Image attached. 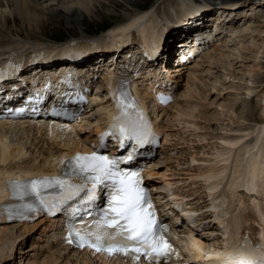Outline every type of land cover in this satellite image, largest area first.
Listing matches in <instances>:
<instances>
[{"label":"bare ground","instance_id":"obj_1","mask_svg":"<svg viewBox=\"0 0 264 264\" xmlns=\"http://www.w3.org/2000/svg\"><path fill=\"white\" fill-rule=\"evenodd\" d=\"M146 1L147 0H0V63L12 61L14 58H11L9 54H26L40 50L42 47H51L53 41H51L50 37L56 29L64 28L70 31H74L73 29L76 28L80 29L82 36L79 38H72H76V40L81 42L91 35V30H89L90 22L97 23V20L105 21V18L107 17H109L107 24L110 26V32L107 34L109 36L118 32L130 33L137 29L140 22L144 20L149 22L146 24L145 30L150 32L158 14H156L155 11L144 9V3ZM189 1L190 0H173L170 2L168 1V3H171V8H174L180 4L190 3ZM202 1L208 2V0ZM213 5L215 11H219L220 14L215 18L216 24L213 25L215 27L214 31L221 32L219 34L220 42L213 46L212 49L205 52L204 57L198 59L195 64L187 67L185 90H181V85H179L177 98H183V100L184 98H193V95L198 93V90L194 87L192 81L197 78L196 73L199 69L206 66L209 68L207 69L209 73L212 66L224 62V59L228 61L229 69H234L235 64L233 61L235 62V60H239L243 63L247 71L240 69V74L235 73V70H228L227 66L222 63L223 69L226 73L224 76L225 81L229 80V82H233L230 83L229 86L224 82L222 85L223 89L225 91H237L239 90V85L245 82L248 85L246 87V94L251 98L256 94V87L254 86L256 81L253 79L257 74L261 73L263 67L260 65L262 63L245 66V62L252 58L251 54L253 53L256 54L254 56L255 61L264 57V12L259 9H264V2L259 4L254 0H221V3L216 2L213 3ZM249 6H251V10H253L252 14L255 15V17H257L256 14L260 12H263L262 15L255 18V20H246L242 26L237 25L238 22L235 18L228 19L229 16L230 18L234 16L235 11H238L236 14L237 18L239 11L245 12V9ZM196 10H201V6L196 8ZM197 19L201 20L200 17ZM256 19H260V21H257ZM191 24L192 22L189 23V25ZM191 26L194 27L193 25ZM208 28H212V26L210 24H204L202 28L199 27V30L202 31V34H208L211 31ZM207 29L209 31H207ZM225 30H229L230 33L222 36ZM186 32L187 30L184 29L183 33L186 34ZM202 34L200 33V35ZM200 37L203 38L204 36ZM209 37L212 38L210 35ZM200 40L201 39H197V42H202ZM173 41L174 42L172 43L170 41L168 42V50H166L169 54H166V61L169 58L170 60H173L174 51L179 49L180 46L191 44L190 48H193L194 44H197L194 42L191 43V37H188L187 35H184V37L176 35ZM170 46H172V48H170ZM130 54L132 58L129 60L134 62L133 59L137 57V54L134 52H131ZM228 54H231L233 60L228 57ZM112 56V54L104 56L101 60L92 62L89 66L86 65L83 70V72L86 71L83 75L84 79H90L89 77L91 75H98L94 73V71H103V73L98 75V79H102L96 81L94 85V89L100 92L96 93L93 98V100H98V103L96 105H88L86 108L87 111H89V114L94 112L101 113L104 111L106 119L110 118L112 107L111 101L108 99L109 89L110 87L111 89H114V85L106 80V73L110 71V68L113 69L115 65ZM108 59H110L109 62H107ZM63 66L65 65H60V67ZM153 66H155V64ZM171 66L169 68H172ZM51 68L54 67H44L42 65L35 66L32 70H23L24 73L22 76L28 78L29 73L33 71L40 77H36L32 82H41V77L44 76L42 72L48 70L51 71ZM81 68L83 69L84 67L82 66ZM184 68L185 67L177 66L174 71H172L174 73L181 72L176 75L180 78L179 80L185 77L186 73ZM161 76L162 72L157 74L150 73L148 80L153 77L159 79ZM198 78L196 79V82L200 83L201 80ZM133 82L134 80L129 77L127 80V93L129 96H131L129 87ZM16 85L20 86L21 83H16ZM155 86L156 84H154V86L151 85L149 89L142 88L139 91L143 93L144 97H147L151 101V98L156 99V95L153 92V87ZM3 87H5V85ZM214 89L218 90L216 86H214ZM260 92L261 94H256V96L259 97L257 103L260 107L259 123L255 124L252 130H239L241 134L234 137L223 136L224 138L221 139L222 142L218 144L219 146L213 149L214 152L212 151L213 154L209 163L198 169L196 173H187L189 175V180H197L201 182V185H199L201 186V189H205L206 185L209 184V182H207L209 181V177L216 178L218 181L212 187H216L215 190H218L217 185L221 184L220 180H222L226 172H230L229 181L223 184L225 186L223 190L224 194L229 195L230 197L227 206V213H229L230 217L225 220L217 215V221L223 226L226 222L232 224V226L235 227L234 229L231 228L230 231L229 229H226V234L230 233L232 236L238 233L239 229L246 225L247 222H251L249 231L255 235L258 230L252 225V222L261 221L264 225V88H262V91L260 90ZM178 100L180 101V99ZM178 100H175L174 103L163 111L162 115L165 116V123L176 119L174 117H177L178 119L182 118V121L183 118L192 119V117H195V108L183 109L181 105H177ZM153 106H157V103L154 102ZM228 110L231 116L236 114L234 105L229 107ZM171 111H174L172 117H170ZM243 120L246 119L244 118ZM165 130L166 128L164 127V131ZM14 136H16L15 138L17 139H14ZM250 136L252 138H250ZM79 137H69L61 133L59 130L52 128L47 129L46 127L35 125L0 126V186H3L6 181L11 179H19L21 177L18 175L19 169H34L35 173L27 174L26 176L28 177L40 175L39 170H41V167H43L42 169L50 167L53 159H57L61 156L66 157L81 151L82 145L87 142L91 143V140L96 138V134L85 133ZM169 137L170 136L167 134L165 142H168ZM192 162L195 163V160H192ZM230 162H232L231 169L227 166ZM149 173L151 177H157V175H159L153 168L150 169ZM167 174H169V172L163 173L162 177H169ZM241 177L243 178L241 179ZM167 184L169 183L167 182ZM170 185L173 186V184ZM241 187L255 193L256 199H251V196L244 193H238V189ZM186 198L187 196L182 197L184 200H186ZM207 198L208 194L206 193L204 199L206 200ZM207 201L208 199L206 202ZM238 204L244 205V208H237ZM9 217L10 214L5 212L4 207H1L0 220L7 221V218ZM33 217L34 216H30L24 220H18V218H16V224L10 226L3 225L0 227V264L14 261L16 254H20L18 251H22V247L29 240V237L33 236V233L38 227L45 226L44 232L48 228L50 229L53 227L52 223L47 226L44 219L39 220L38 223L31 224ZM203 218L207 219L206 217ZM262 228L264 229V226H262ZM195 234H197L196 231ZM197 237L202 241H206L203 236L199 235ZM49 243L50 240H48V243L46 244V252H43L42 246H40L41 249L39 248L38 243H32L29 251L31 253L33 251L35 252H33L31 257H21L19 264H26L27 262V264H136L135 259L130 256L107 257L95 255L94 253L87 251L71 252L67 247L61 246V243L52 246ZM37 246L38 250L36 249Z\"/></svg>","mask_w":264,"mask_h":264},{"label":"snow or ice","instance_id":"obj_2","mask_svg":"<svg viewBox=\"0 0 264 264\" xmlns=\"http://www.w3.org/2000/svg\"><path fill=\"white\" fill-rule=\"evenodd\" d=\"M132 103L126 102L125 94H121L118 105L121 115L115 118L112 127L118 131L121 145L130 140L139 148L150 143L151 131L142 112H129ZM132 159V152L124 157L97 153L77 155L74 173L79 175L82 183L73 184L57 178L32 181L28 185H17L16 188L25 193L30 192L37 198L39 205L49 212H54L68 200L80 197L84 201V208L77 209L75 213L80 214L84 209L91 210L90 205L95 201L98 187L104 186L106 206L101 209L99 218L94 224L73 226L69 232V243L109 256L131 255L136 261L144 257L149 264H161L167 259L171 245L159 229L153 205L142 187L140 173L120 167ZM51 187L60 190L58 199H45L44 190ZM81 193L84 195L81 196ZM38 210L35 206H27L29 212ZM258 255L264 261V249H259ZM225 264L258 262L245 258L238 262L228 260Z\"/></svg>","mask_w":264,"mask_h":264},{"label":"rangeland","instance_id":"obj_3","mask_svg":"<svg viewBox=\"0 0 264 264\" xmlns=\"http://www.w3.org/2000/svg\"><path fill=\"white\" fill-rule=\"evenodd\" d=\"M168 1L170 2L173 0H147L144 3V9L155 11L157 14H162L167 11L168 7L171 8L172 6V4L168 3ZM213 1H215V3L216 2L220 3L219 0L218 1L213 0ZM254 1L259 4L263 2V0H254ZM259 9H261L260 11L264 12V9L262 8ZM245 10L249 11L251 10V7L246 8ZM263 12H260V14ZM241 17L239 16L236 19V21L238 22L237 25L239 26H242L247 19L245 17L243 18ZM108 18L109 17L105 18V21L97 20V23L90 22L89 23V30H91L90 33L92 35L93 34L102 35L101 33L110 27L107 24L109 21ZM255 18H258V16L252 17L251 19L255 20ZM258 20L260 21V19ZM73 30L74 31H70L64 28L56 29L55 31H53V35H51L50 39L51 41H66V40H71L72 37L79 38L82 36V32L80 29L76 28ZM181 33H182L181 35L182 37H184V35H188V32L184 34L182 31ZM255 55L256 54L254 53L251 54L252 58L248 59V61L245 62V66H252L255 64L258 65L262 63L260 64L263 67L261 69V73L257 74V76L254 77L253 79L254 81H256L254 83V86L256 87V94L258 95L261 94L260 90L262 91V88H264V57H261L260 59L255 61L254 59ZM228 57L232 58L233 60L231 54H228ZM227 62L228 61L224 59V62L212 66V69L209 73L207 71V69L209 68H207L206 66L201 67L198 71L199 73L198 72L196 73L197 78L199 77L198 79L201 80L200 83L196 82L197 78L194 81H192V84L194 83V87L197 88L198 93L193 95V98L191 97L189 99L184 98L183 100V98H177V100L180 99V101L179 100L177 101L178 102L177 105H181L183 109L195 108V117L194 118L192 117V119L187 118L188 120L186 118H183V121L182 118L178 119L177 117H174L178 120L172 118L173 121L171 120L170 122L167 121V123H165L166 131L170 136L168 140L169 143L166 142L163 148L159 150L160 154L156 157V162H155L157 163L156 170H159V173L160 172L163 173L165 171L169 172L168 175L171 178L168 177L167 181L171 183L177 182L178 185L181 186L182 192L192 196L193 198H197L195 201L198 202L199 204H202L204 202L206 203L204 199L205 197L204 192L201 189V186H199L201 185V183L188 180L187 173L189 174L191 172L198 171V169H200L201 167L206 166L209 163V160L212 158V154L214 152L213 149L219 146L218 144L222 142L221 140L222 138L234 137L236 135H239L241 134L240 131H242L243 129H244L243 131L245 130L247 131L248 129L252 130L254 125L259 123V119H260V114H259L260 107L257 104L259 97L256 96V94L251 98L247 96L246 87L248 85L245 82L239 85V90L237 91H225L223 89L222 85L224 84V82L228 86L230 85V83L233 82L232 81L229 82V80L225 81L224 76L226 73L225 70L223 69L222 63H224V65L227 66L228 70L230 71L235 70L236 71L235 73H239L240 69H244V71H247L243 63L240 62L239 60L238 61L235 60V62L233 61V63L235 64L234 69H229ZM176 67L177 66H172L173 69L171 70L174 71ZM186 76L187 73L185 74V78L183 79V81L182 80L179 81V84L181 85V90H185V84L187 79ZM214 86H216L218 90H215ZM260 86L263 87L261 88ZM95 93L96 92L94 90L93 94ZM94 101L98 102V100L96 99ZM233 105L236 114L234 116H231L228 108ZM173 112L174 111H171L170 117H172ZM244 118L246 120H243ZM15 137L16 136H14V139H17ZM250 138L252 137L250 136ZM192 160H195V163L192 162ZM156 183L157 185H159V187H164L166 181L164 178H162V175L161 177L159 175L158 178H156ZM38 221L39 220L35 221L34 223H38ZM44 229L45 226L38 227V229L35 230V232L33 233V236L29 237V240L24 244V246L22 247V251L21 250L18 251V253L20 254L19 255L16 254L15 260L6 264H19V262L21 261V257H25V258L28 256L31 257L33 252H35L33 251L31 253L29 251V248H31L32 243L34 244L38 243L39 248L40 246H42L43 252H46L47 250L46 244L48 243V240H50V238H48L47 236H49L50 232L52 231L46 234V232H48L49 229H47L45 232ZM201 233H203L205 236L215 237L214 240H218V238H220L221 235L217 225L210 226V224L208 223L205 224V230H203V232ZM51 240L49 244L52 246L55 242ZM36 249L38 250V246Z\"/></svg>","mask_w":264,"mask_h":264}]
</instances>
